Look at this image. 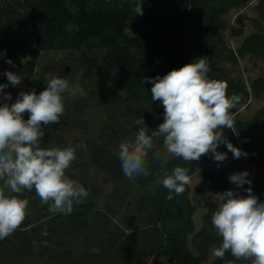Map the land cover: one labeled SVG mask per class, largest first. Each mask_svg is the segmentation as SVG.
Here are the masks:
<instances>
[{"label": "trees", "instance_id": "trees-1", "mask_svg": "<svg viewBox=\"0 0 264 264\" xmlns=\"http://www.w3.org/2000/svg\"><path fill=\"white\" fill-rule=\"evenodd\" d=\"M251 0H142L143 15H135L133 0H14L0 4V48L8 46L7 35L17 26L28 24L35 39V47L27 50L24 45H12L9 49L12 61L25 57L27 92L43 91L46 80L38 83L35 70L42 51L74 50L81 53L80 67H83V85L88 97L81 100L64 99L66 114L62 117L67 128H86L84 109L91 106H102L107 112L106 130L112 136L131 139L132 129L129 124L143 117L149 131L157 129L163 122L164 109L159 101L151 100L152 84L144 78L163 76L173 69H179L200 57H207L209 78L226 82L227 93L239 94L242 99L238 105L249 103L251 96L264 100V74L256 77L249 87L233 77L224 62L237 64L246 55L264 56V0H258L256 10L259 17L254 19L257 31L244 38L241 45L234 49L226 44L223 30L229 26L224 15L235 7L248 4ZM17 13L19 21L8 20ZM132 31V33L129 32ZM233 37L244 35L243 27H231ZM4 84L7 77L0 75ZM15 99L7 101L9 104ZM236 113V110L234 111ZM234 133L224 131V136L237 148L246 152V157L234 159L226 145L221 144L218 151L227 153L223 162L244 163L236 172L247 171L251 185L245 184L237 188L221 169H205L201 175L203 180L198 185L200 197L196 203L190 199V185L183 194L168 199V190L161 183L160 164L155 158L153 148L146 157L147 167L152 173L139 176L142 184L159 180L160 183L153 194L143 195L136 204L137 215L128 218L129 230L117 225L110 226L108 218L103 227L96 232V252H89L78 257L72 248H63L50 253L48 264H150L146 260L134 262L138 255L151 256V264H168L164 259L173 260L175 264H205L211 249L218 247L221 238L217 235L212 223V213L219 203L210 199L209 195L233 190L240 195H247L246 189L252 188L259 201L264 202V132L255 135V129L264 121V106L250 119L234 117ZM61 126V124H58ZM144 127V125H137ZM134 133V132H133ZM111 136V137H112ZM104 144L84 141L86 145L77 149L91 153V162L119 183L113 192H104L97 187L85 186L89 192L86 200L74 205L71 214H53L47 205H41L36 197L37 206L49 217L35 224L31 236L37 239H56L75 232L91 230V215L108 210L116 211L121 206L129 187L125 184L129 179L121 169L118 155L108 148L110 138ZM45 137L42 141L46 147L75 146L66 142L63 134ZM162 152L163 138H158ZM76 154V155H77ZM201 159H213L212 153ZM196 162L188 163L179 158H170L167 165L169 172L182 166L189 169L190 177L196 172ZM254 164L257 168L246 164ZM70 167L67 174L78 182H85L86 162L80 163L82 168L77 176L75 168ZM159 173V175H157ZM203 227L195 232L194 214L198 208L205 209ZM100 214V213H99ZM27 215L26 218L27 219ZM137 220L144 226L138 227ZM28 224H26L27 226ZM24 233V232H23ZM21 239L28 245L30 235ZM192 237V248L189 235ZM59 246H64L60 241ZM242 264L248 260H236L230 252L223 259L213 256L212 264ZM251 264V263H249Z\"/></svg>", "mask_w": 264, "mask_h": 264}, {"label": "clouds", "instance_id": "clouds-1", "mask_svg": "<svg viewBox=\"0 0 264 264\" xmlns=\"http://www.w3.org/2000/svg\"><path fill=\"white\" fill-rule=\"evenodd\" d=\"M134 2L135 15H143L142 0ZM208 73L207 57H200L162 77L144 78V82L152 84L151 100L163 106V122L150 132L143 117L137 118L134 124L144 127L138 128L134 139L119 143L118 158L127 178L152 174L146 157L158 138H163L166 155L156 152L155 158L168 199L173 198V193L183 194L191 184L188 168L176 166L168 171L170 158L192 163L212 153L214 161L223 162L227 153L218 151L221 144L226 145L234 159L248 155L224 136V129L236 133L232 110L242 97L235 93L229 96L227 83L210 79ZM3 74L11 86L21 84L19 74ZM46 84L39 94L35 90L19 92L10 104L7 101L12 100L11 93L4 91L8 85L0 84V240L10 236L25 220L29 205L27 199L21 198L25 191H34L50 213L65 215L89 195L81 183L67 174L77 158V149L86 145L61 148L42 144L45 126L59 124L64 115V94L74 96L79 87H70L69 81L59 76ZM248 176L247 171L236 172L228 179L239 189L251 185ZM246 192L247 195H240L229 189L219 193L221 203L212 213L211 223L221 242L212 255L223 259L230 252L236 260L264 264V202L259 201L251 187ZM204 211L207 212L206 207Z\"/></svg>", "mask_w": 264, "mask_h": 264}, {"label": "rangeland", "instance_id": "rangeland-1", "mask_svg": "<svg viewBox=\"0 0 264 264\" xmlns=\"http://www.w3.org/2000/svg\"><path fill=\"white\" fill-rule=\"evenodd\" d=\"M5 1L13 2L14 0H0V4H4ZM258 0H251L248 4L231 8L225 15L224 19L228 24V28L223 30V35L226 44L234 49H237L244 38L249 34L258 30L254 24V19L258 18V12L256 10V4ZM8 20L19 21V16L17 13L8 17ZM264 24V23H263ZM231 27H243L244 35L239 37H233L231 34ZM130 33L132 31L129 30ZM264 32V29H263ZM8 46L5 48H0V75H3L6 71H13L19 74L22 78L21 84L13 87L8 82L6 83L8 87L4 90L5 92L11 93L12 99H16L19 92H27L26 88V75L24 71L26 69V61L23 60L25 57L19 58L17 61H12L9 54L10 46L12 45H24L27 50L35 47V39L32 33L31 27L28 24H22L16 27V29L7 35ZM8 60L13 63L9 64ZM81 63V53L74 50H46L42 51L38 59V64L35 70V80L41 83V80L48 81L49 79L59 76L65 78L69 81L70 87H79V91L76 95H69L67 92L64 94V99H74L81 100L88 97V91L83 85V67H80ZM14 65V66H13ZM223 65L227 67L230 74L237 80L245 83L251 90L252 81L264 74V56H254L246 55L239 59L237 64L231 62H224ZM66 66L70 69L67 71ZM0 84H4L1 81ZM42 84V83H41ZM47 85H43V90ZM264 106V100L262 97L251 96L249 103L246 105H237L232 110L233 118L236 117L247 120L250 119L261 107ZM236 110V113L234 111ZM66 114V109L64 112V117ZM61 117V119H62ZM24 118H28V114H24ZM64 120V119H63ZM60 120L61 126L58 124H50L45 126V137H55L57 134L62 133L63 139L66 142L80 144L84 141H94L97 144H104L106 140L112 135L106 130L107 125V112L102 106H91L84 109V120L86 122V128H67V124ZM132 129L131 139H134L135 134L138 130L136 124H129ZM228 133H234L231 129H224ZM264 132V121L261 127L255 129V135H260ZM236 137L239 138L237 133H234ZM44 137V139H45ZM120 136H112L110 138L111 142L108 144V148L118 155L119 153V143L124 139ZM49 138V139H50ZM43 139V140H44ZM126 140V139H125ZM51 147V146H49ZM154 147L157 151L162 152L159 146L158 140H154ZM264 152V146L261 148ZM77 154V153H76ZM76 160L72 163L71 167L79 165L75 168L74 172L78 176L80 174V163L86 162V179L85 182H79L84 187H97L104 192H113L119 187V183L115 182L109 174L98 169L91 162V153L89 151H82L76 155ZM245 165L244 163H234V162H216L214 159H200L196 162V172L191 176L190 184V199L192 203H196L200 197L198 192V185L203 180L202 171L205 169H221L229 177L230 174L236 173V169ZM249 167L257 168L254 164H246ZM264 177V171H260ZM160 181L154 180L147 184H142L139 180V176H135L132 179L126 181V185L129 187V191L126 194L123 203L116 211L108 210L104 212L100 210L99 213H93L91 215V230L88 232L76 230L75 232L65 236L64 238H56L50 240L37 239L31 236L32 227L44 221L49 217L48 214H43L38 206L36 197L33 192L25 191L21 198L27 199L29 201L27 209V219L23 221L18 229H16L10 236L5 239L0 240V264H48V257L50 253L54 251H60L63 248H72L74 256L78 257L82 254L89 252H96L97 248L91 245L90 241L95 243L96 232L103 227V222L108 218L110 226L116 227L120 225L126 230H129L128 218L137 215L136 204L139 198L146 194L155 193ZM210 199L217 201L219 204L220 194L209 195ZM43 208H48L44 206ZM205 211L198 208L194 214L195 221V232L199 231L203 227V215ZM26 224H28L26 226ZM144 222L137 220V226H144ZM30 235V241L28 245H24L21 239L26 237V234ZM192 237L193 234L189 235V244L192 247ZM62 241L64 246H59V242ZM193 248V247H192ZM216 248L214 246L211 251L208 260L205 264H212L213 255L212 251ZM194 249V248H193ZM146 260L150 264L153 262V257L138 255L134 258V262ZM168 264H175L173 260L164 259ZM250 260L242 263L249 264Z\"/></svg>", "mask_w": 264, "mask_h": 264}, {"label": "water", "instance_id": "water-1", "mask_svg": "<svg viewBox=\"0 0 264 264\" xmlns=\"http://www.w3.org/2000/svg\"><path fill=\"white\" fill-rule=\"evenodd\" d=\"M70 69V67L69 66H66V70L68 71Z\"/></svg>", "mask_w": 264, "mask_h": 264}]
</instances>
